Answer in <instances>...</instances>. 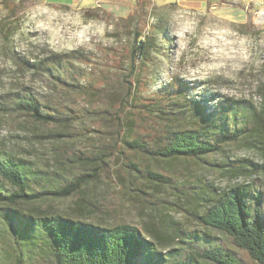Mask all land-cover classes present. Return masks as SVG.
Returning a JSON list of instances; mask_svg holds the SVG:
<instances>
[{"label": "rangeland", "instance_id": "374dc122", "mask_svg": "<svg viewBox=\"0 0 264 264\" xmlns=\"http://www.w3.org/2000/svg\"><path fill=\"white\" fill-rule=\"evenodd\" d=\"M154 1L156 3L152 0H119L117 3L107 0H0V150L30 161L34 168L43 169L50 176L56 173L69 179L78 172H93L89 169L92 165L76 161L77 155L95 158L103 154L106 163L92 178L94 183L83 187L86 205L94 217L107 223L127 221L139 225L145 213L139 214L138 210L149 212V207H157L164 215L165 224L199 229L194 215L198 213V200L191 196L197 190L194 184L200 179L218 187L247 184L264 190L261 168L264 151L237 140L223 145L221 151L212 153L206 161L153 159L124 149L120 136L104 132L109 127L108 118L99 111L110 107L109 94L129 85L124 81L130 71L128 54L135 38L140 36L154 39V51L147 63L138 62L133 68L150 78L147 79V94L163 85L178 83L181 92L190 99L205 98L210 109L214 102L225 99H244L258 105L261 98L257 83L264 66V3L220 0L215 5L207 3L201 8H185L169 2L171 0ZM38 4L71 11L84 23L102 24L103 34L91 35L87 43L79 46L68 48L57 44L53 47L45 43L49 38L46 33L26 23V14ZM178 13L195 21L193 30L183 38L174 35V17ZM162 25L167 28V37L156 34ZM213 29L230 34L233 40L246 38L248 60L231 59L227 49L217 54L204 46L203 39ZM182 43L186 45L183 48ZM71 51L79 52L86 59L85 62L74 61L76 72L89 81L97 77L95 83H87L86 91L74 92L55 84L54 78L34 66L40 60L45 62V59ZM237 62L243 66L234 71L232 65ZM191 69H199L203 79H189ZM211 94L212 97L206 98ZM15 95L38 98L52 114L62 111L82 117L56 130L59 125L32 121L13 109L11 98ZM172 108L183 116L186 114L185 108ZM147 128L150 126L146 122L139 126L140 139L151 143V130ZM57 131L63 135L56 136ZM129 161L136 163L137 168L129 166ZM240 166L237 174L226 171ZM144 170L158 172L162 177L147 179L143 176ZM250 170L255 174H249ZM129 171L137 179L128 175ZM39 186L37 184L35 189ZM71 204L73 200L68 198L37 200L23 207L42 210L54 206L65 210ZM211 234L246 264H256L229 238L216 232Z\"/></svg>", "mask_w": 264, "mask_h": 264}, {"label": "trees", "instance_id": "16d2710c", "mask_svg": "<svg viewBox=\"0 0 264 264\" xmlns=\"http://www.w3.org/2000/svg\"><path fill=\"white\" fill-rule=\"evenodd\" d=\"M156 34L167 37V28L159 26ZM153 51V38H135L128 54L129 75L124 80L129 85L109 94L110 107L99 111L108 118L109 127L104 132L120 136L124 149L166 162L206 161L223 145L237 140L264 151V66L257 83L261 98L258 105L244 99H225L214 102L210 109L205 98L190 99L178 83L146 93L150 78L133 68L138 62L146 64ZM74 61L86 59L71 51L45 62L40 60L34 66L54 78L55 84L74 92L86 91L87 83H95L97 77L86 79L76 72ZM11 99L18 113L41 124L59 125L56 130L82 117L62 111L52 114L31 95ZM174 106L185 108L186 114L172 110ZM143 122L150 126L151 143L140 139L139 126ZM96 156L77 155L76 161L92 165L89 169L93 172H78L69 179L56 173L50 176L30 161L0 150V264H246L211 232L223 234L254 263L264 264V190L247 184L218 187L199 179L194 184L197 190L191 194L198 200V213L194 215L199 229L165 224L161 209L149 206V212L138 210L139 214L145 213L139 225L127 221L107 223L91 214L83 196V187L94 183L92 178L106 163L103 154ZM129 163L137 168L136 163ZM261 168L264 172V164ZM240 169L226 171L237 174ZM144 172L147 179L162 177L152 170ZM250 173L255 174L252 170ZM128 175L137 179L132 171ZM37 184L40 186L35 189ZM68 198L73 200L66 206L69 210L23 207L37 200Z\"/></svg>", "mask_w": 264, "mask_h": 264}, {"label": "clouds", "instance_id": "9594fccd", "mask_svg": "<svg viewBox=\"0 0 264 264\" xmlns=\"http://www.w3.org/2000/svg\"><path fill=\"white\" fill-rule=\"evenodd\" d=\"M26 23L34 24L36 30L46 33L49 37L45 43L56 47L57 44L63 47H75L87 43L91 35L103 34L104 26L102 24L95 25L94 22L89 21L84 23L79 15H74L71 11H63L56 8H51L46 4H38L27 14ZM195 21L187 18L183 14H176L174 17V35L183 38L186 33L193 30ZM202 44L210 47L213 53L229 54V58L238 61H247L249 52L247 49V39L241 37L238 40L230 39V34L217 30H209ZM236 45V47H233ZM181 44V47H185ZM59 50V48H57ZM242 63H234L232 68L234 71H239ZM191 80L203 79L200 75L199 69H191L188 75ZM171 82V81H168Z\"/></svg>", "mask_w": 264, "mask_h": 264}, {"label": "crops", "instance_id": "0c3cea01", "mask_svg": "<svg viewBox=\"0 0 264 264\" xmlns=\"http://www.w3.org/2000/svg\"><path fill=\"white\" fill-rule=\"evenodd\" d=\"M107 1L116 2V3L118 2V1H114V0H107ZM134 1H136V0H130V2H134ZM152 1L155 2L154 0H152ZM219 1L220 0H171L169 2H175L178 5H180L181 7H185V8H197V7L201 8L203 5H205L207 3H211L212 5H215ZM249 1H254L256 3H264V0H247V3ZM164 3H168V2H164Z\"/></svg>", "mask_w": 264, "mask_h": 264}]
</instances>
